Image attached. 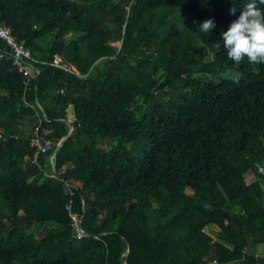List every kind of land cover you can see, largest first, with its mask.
Listing matches in <instances>:
<instances>
[{"label": "trees", "instance_id": "16d2710c", "mask_svg": "<svg viewBox=\"0 0 264 264\" xmlns=\"http://www.w3.org/2000/svg\"><path fill=\"white\" fill-rule=\"evenodd\" d=\"M244 2L0 0L38 69L0 38V264H264V65L220 37Z\"/></svg>", "mask_w": 264, "mask_h": 264}, {"label": "clouds", "instance_id": "9594fccd", "mask_svg": "<svg viewBox=\"0 0 264 264\" xmlns=\"http://www.w3.org/2000/svg\"><path fill=\"white\" fill-rule=\"evenodd\" d=\"M231 11L235 13L236 7ZM215 27V20L209 18L199 24V31L209 33ZM220 37L231 61L264 65V0H245L240 15Z\"/></svg>", "mask_w": 264, "mask_h": 264}, {"label": "built area", "instance_id": "2783aa9c", "mask_svg": "<svg viewBox=\"0 0 264 264\" xmlns=\"http://www.w3.org/2000/svg\"><path fill=\"white\" fill-rule=\"evenodd\" d=\"M0 38L4 39L8 45L11 46V52L10 56L12 55L14 58V63L17 66V68L23 72L26 79L29 80L36 76L38 73V69L35 68L33 64L29 62L30 59H32V55L30 50L24 45L23 42H20L16 39V37L12 34L10 27L8 26H2L0 25ZM8 55V57H10ZM53 64L61 66L67 70L73 71L72 64L64 61V59L57 55L54 59ZM59 144V143H58ZM31 145L35 147L34 150V160L36 161L41 153H45L50 150V148L53 146L51 142L45 140L44 138H41L38 132V128L34 131V136L31 140ZM55 158V152L51 155V162L53 165ZM54 167V165H53ZM51 175H55L54 173ZM73 218V226L76 231L77 237H82L86 235L85 230L82 228L80 224V218L76 213H71Z\"/></svg>", "mask_w": 264, "mask_h": 264}, {"label": "rangeland", "instance_id": "374dc122", "mask_svg": "<svg viewBox=\"0 0 264 264\" xmlns=\"http://www.w3.org/2000/svg\"><path fill=\"white\" fill-rule=\"evenodd\" d=\"M261 170L264 172V165H263V167L261 168ZM205 230H206L209 234H211L213 237H215L213 231H212L209 227H208V228H205ZM262 249H263V250H262ZM261 251H264V244H263V246H262L260 252H261Z\"/></svg>", "mask_w": 264, "mask_h": 264}, {"label": "water", "instance_id": "95a60500", "mask_svg": "<svg viewBox=\"0 0 264 264\" xmlns=\"http://www.w3.org/2000/svg\"><path fill=\"white\" fill-rule=\"evenodd\" d=\"M70 126H72L71 123H70Z\"/></svg>", "mask_w": 264, "mask_h": 264}, {"label": "crops", "instance_id": "0c3cea01", "mask_svg": "<svg viewBox=\"0 0 264 264\" xmlns=\"http://www.w3.org/2000/svg\"><path fill=\"white\" fill-rule=\"evenodd\" d=\"M71 127V126H70Z\"/></svg>", "mask_w": 264, "mask_h": 264}]
</instances>
